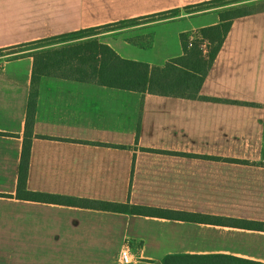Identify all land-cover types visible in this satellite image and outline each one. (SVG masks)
Instances as JSON below:
<instances>
[{
  "label": "crops",
  "instance_id": "crops-1",
  "mask_svg": "<svg viewBox=\"0 0 264 264\" xmlns=\"http://www.w3.org/2000/svg\"><path fill=\"white\" fill-rule=\"evenodd\" d=\"M208 1L0 0V49L143 18L127 27L135 31L168 20L156 14ZM211 24L150 26L134 32L140 46L101 42L162 66L182 55L184 27ZM13 59L0 65V264H119L126 244L132 264L169 256L264 264V231L18 200L33 60ZM200 97L44 77L28 190L264 223V11L233 21Z\"/></svg>",
  "mask_w": 264,
  "mask_h": 264
},
{
  "label": "trees",
  "instance_id": "trees-1",
  "mask_svg": "<svg viewBox=\"0 0 264 264\" xmlns=\"http://www.w3.org/2000/svg\"><path fill=\"white\" fill-rule=\"evenodd\" d=\"M227 0H216L210 5H215ZM177 10L172 11L176 13ZM264 11V10H263ZM143 18L132 21H123L113 25L104 26L90 30L72 33L50 40V44H66L56 51L37 54L31 82L30 101L27 113L26 132L20 165V173L17 187L18 200H29L48 204H67L76 207H89L93 209L108 210L119 213H129L138 216L163 218L169 220H180L201 224H211L218 226H232L248 230L264 231V223L238 221L234 219L214 217L208 215H197L153 209L148 207L134 206L131 204H112L105 202H95L89 200L52 196L41 193H34L28 190V175L31 163L32 141L34 139L35 118L38 105L39 88L41 77L53 62L54 69L71 67L78 69V65H89L88 70L94 74L95 82L102 85L113 86L139 92L142 94H153L167 97H178L185 99L199 98V92L203 86L210 70L212 69L221 48L223 47L234 18L226 19L220 15L221 24L210 27L202 32L203 38L209 45V57L206 59L197 48H189V41L185 39L184 56L174 59L165 67H150L142 63H135L119 58L115 52L107 46L99 44L98 41H88L81 44L67 45L68 42L85 38L93 32L109 28H125L136 21H143ZM22 46L0 49V57L13 54ZM42 71V72H41ZM65 77V76H64ZM82 81L80 78H73ZM84 81H88L85 79ZM193 256H169L162 264H190ZM204 259V258H200ZM223 264L226 257H216ZM245 264H258L255 262H243ZM191 264H198L193 260Z\"/></svg>",
  "mask_w": 264,
  "mask_h": 264
},
{
  "label": "rangeland",
  "instance_id": "rangeland-1",
  "mask_svg": "<svg viewBox=\"0 0 264 264\" xmlns=\"http://www.w3.org/2000/svg\"><path fill=\"white\" fill-rule=\"evenodd\" d=\"M213 1H215V0H211V1L204 2L201 4H197V5L186 6L185 8L174 9V10L162 13V14H156V15L152 16L153 20H157V19L158 20L159 19H168V20L161 21V22H155V23H152V21H144V23L135 26V29H136L135 31L129 30L130 28H127V27H125V28L115 27V28L103 29V30L93 32L92 35H87V36H85V38L76 40L74 42L73 41L68 42L69 44H67V45L81 44V43H85L88 41L96 40L99 42V44L107 46L110 49H112L115 52V54L123 60L131 61V62H135V63L146 64V65H149L150 67L154 68V67H165L168 62H170L174 59H179V58L183 57L184 53H185L183 41L185 39H188L189 48H197V50L202 53L203 57L207 59L209 57V53H210L209 45H208V42L203 38L202 32L206 29H209L210 27L221 24L220 15H224L226 17V19H228V20H231L232 18H234V21H236L237 19L250 16L252 13L263 12V10H264V0H227V1L220 2L218 4L211 6L210 4ZM175 10H177L176 13H172V11H175ZM217 14H219L218 24H216L217 18H218ZM175 20H177V21L191 20L195 24H208V23H212L214 20L216 25H213V24H211L212 26L206 25V26H203L199 29H192L191 26L190 27H187V26L184 27V30L178 36V40L180 41V45H181L182 55L179 57H174V58L169 59L162 66H157V65H153V64L150 65L148 63H144L141 61L124 59L121 56H119L118 53L112 47L101 42V40L105 41V40H109V38H111V39H118V40H129L131 42L135 41L140 46L142 40H138L139 38L134 32H140V31L144 30L145 28H149L150 26H156V25H160V24L170 22V21H175ZM140 22L141 21H139L137 23H140ZM116 23H119V22H116ZM113 24H115V23H110V24H107L104 26H109V25H113ZM104 26H101V27H104ZM101 27H98V28H101ZM231 28H232V25H231ZM92 29H95V28H92ZM81 31H84V30H81ZM77 32H80V31H75V32L63 34L61 36L72 34V33H77ZM56 37H60V36H56ZM56 37L45 38V39H41V40L31 42L28 44L18 45V46H22V47L19 48L17 51H15V53L9 54V55L7 54L6 56L0 57V65L5 60V57L7 59L14 57L13 60H15L17 58H22V57H28V58H32L33 69H34V64H35V58L34 57L37 54L56 51L57 49L63 48L62 45H66L63 43L54 45V44H50V43L45 42L46 40H50V39H53ZM146 45H147V43L145 41L144 46H146ZM11 47H17V46H11ZM11 47H8V48H11ZM3 49H7V48H3ZM49 66L50 67L45 71L48 73H45L42 75L41 82H42V79L44 77L57 76V77L65 78V79L80 78V79H83L82 81L87 79L88 81H84V82H91V83H94V84H97L100 86L118 88V87H113V86L102 85L100 83L95 82L94 81L95 78L93 77L94 76L93 72L91 70H88L89 65H85V66L78 65L77 68L80 70H72L71 67H64L62 69H54L52 67L53 62L51 61ZM211 70H210V72H211ZM32 75H33V71H32ZM73 80H77V79H73ZM77 81H80V80H77ZM41 82H40V84H41ZM202 87H201V89H202ZM118 89H122L125 91H131V90L123 89V88H118ZM201 89H200V91H201ZM161 97H167V96H161ZM175 98H178V97H175ZM199 98H201L200 92H199ZM199 98H197V99H199ZM181 99H185V98H181ZM190 100H192V99H190ZM27 113H28V111H27ZM35 121H36V118H35ZM26 122H27V120H26ZM34 138H35V129H34ZM32 144H33V141H32ZM23 145H24V143H23Z\"/></svg>",
  "mask_w": 264,
  "mask_h": 264
},
{
  "label": "built area",
  "instance_id": "built-area-1",
  "mask_svg": "<svg viewBox=\"0 0 264 264\" xmlns=\"http://www.w3.org/2000/svg\"><path fill=\"white\" fill-rule=\"evenodd\" d=\"M133 254L129 244H126L122 250L119 264H132Z\"/></svg>",
  "mask_w": 264,
  "mask_h": 264
}]
</instances>
